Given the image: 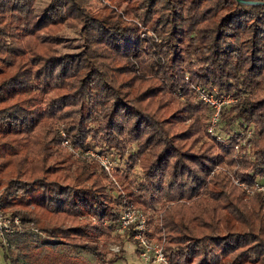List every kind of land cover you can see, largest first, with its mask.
Returning a JSON list of instances; mask_svg holds the SVG:
<instances>
[{"label": "trees", "instance_id": "1", "mask_svg": "<svg viewBox=\"0 0 264 264\" xmlns=\"http://www.w3.org/2000/svg\"><path fill=\"white\" fill-rule=\"evenodd\" d=\"M36 1L0 0V209L22 222L0 231L4 264H130L102 248L131 238L115 231L128 203L151 211L147 233L165 236L169 264H264V192L246 198L229 174L264 180V3L49 0L36 12ZM65 28L95 36L117 84L82 47L64 49ZM189 80L235 96L213 131ZM58 123L119 161V185L88 157L51 160Z\"/></svg>", "mask_w": 264, "mask_h": 264}, {"label": "rangeland", "instance_id": "2", "mask_svg": "<svg viewBox=\"0 0 264 264\" xmlns=\"http://www.w3.org/2000/svg\"><path fill=\"white\" fill-rule=\"evenodd\" d=\"M49 0H37L34 9L36 12L41 11L43 6L48 2ZM88 7L92 11L98 10L102 6V1H96L93 0L89 3H87ZM124 16L126 19H132L137 23L138 29L140 36H142L143 39L151 41V39L156 38V33L152 28H149L150 26L143 23L138 17L134 16L130 11L124 12ZM36 31H39L36 30ZM64 33L66 35V40L64 45V49H72L74 46L82 47L84 51L87 52L88 56L95 62L98 68L101 69L103 76L105 79H107L111 84H117L118 83V78L114 75L112 68L110 65L105 61V59L101 56L98 50V44L96 41L95 36L88 34L87 36L85 35H80L77 31H75L73 28H65ZM9 34L10 35H15L14 30L12 28H9ZM103 37L112 40L114 38V32L110 29L107 28L105 32L103 33ZM35 47L37 48V44H35ZM42 60H40L37 63H33V68L38 67L40 65ZM190 87L191 89L196 93L198 98H200L202 101L206 102L208 105L211 107V114H210V119L211 116L214 113V110L216 109L215 107L218 105V101L214 100L216 99V96H220V109L222 105L230 103L231 101L235 100V96L230 93L229 91L220 89L216 84L212 85H207V83H202L200 81H192L189 80ZM216 90L217 92H220L218 94H214L213 90ZM222 94V96H221ZM210 97V99H213L214 104L210 101V99H207ZM224 100L222 101V99ZM219 109V110H220ZM219 118H220V111H219ZM218 118V120H219ZM210 124V123H209ZM208 130V126H207ZM34 133L31 134V137L33 138ZM50 144L53 146L54 153L53 156L51 157V160H54L57 158L59 154H63L65 152H71L72 155L74 156H82V157H88L89 159L96 160L98 164L100 165V170L102 169L105 171L111 179L119 185V180H118V173L119 171L116 169V165L118 164L117 161H115V157L110 155V152L104 151L101 146H93V145H86V146H75L71 141L68 140L67 138V131L63 125V123H58L54 127L50 128L48 130V135H47ZM67 138L68 142H65L64 139ZM74 166V163H70L68 165L69 168H72ZM225 168L228 170L226 166H220V165H215L214 168ZM229 174H231L232 180L236 183L239 184L242 188L243 185L240 184L239 182H236L235 179H238L239 181H245V183H251L252 181L254 182L255 179L253 180H247V179H242L238 174H236L233 170L229 169ZM257 178L259 175L256 176ZM245 190V189H244ZM246 191V190H245ZM254 192H263L259 190H254L252 192L246 191V198L250 197ZM125 207H131L136 211L137 219L143 218V229H139L136 227L135 222H131L129 226H127L124 230L119 231L116 228V232H131V238L124 237L123 241L120 242L119 240H110L108 239L102 246L103 250L104 249H109L110 251H115V250H121L123 249V252L126 255V260L128 263L132 264H141V259L138 254V239L135 233H137L139 230L141 233L146 236L148 239L152 241H157L161 245H164L165 243V236L163 235H149L147 233L148 229V214L151 212L149 209H145L144 207L140 205H136L134 203H128L125 205ZM0 216L1 219H5V227L3 228V232H8V231H13L14 227H21L22 222L20 219V216L17 213L10 214L8 212H5L0 209ZM1 222L3 220H0ZM3 225V222H2ZM136 236V237H135ZM71 252L74 253H79L82 254L84 257H86L90 262H93L96 256V253L92 248L88 247H80V246H72L69 248ZM68 250V251H69ZM109 253V252H108ZM0 264H4L2 255L0 253Z\"/></svg>", "mask_w": 264, "mask_h": 264}, {"label": "built area", "instance_id": "3", "mask_svg": "<svg viewBox=\"0 0 264 264\" xmlns=\"http://www.w3.org/2000/svg\"><path fill=\"white\" fill-rule=\"evenodd\" d=\"M214 94H218L220 92H217L215 89L213 90ZM222 96V94H221ZM220 96H216V101H218V105L215 107L216 109L214 110L213 115L211 116L210 119V124L208 125V130L213 131L215 129L216 122L218 121L219 118V107H220ZM207 99H210L208 97ZM224 98L222 99V101ZM210 101L214 104L215 101L213 99H210ZM65 142H68L67 138L64 139ZM236 182H239L240 184L243 185L244 189L248 192H252L254 190H259L264 192V180L256 178L255 181L251 183H245V181H239L238 179H235ZM136 211L131 208V207H124L120 216H119V221H118V226L117 230L122 231L124 230L131 222H135L136 227L139 229H143L144 226V221L143 218L137 219ZM3 220V225L2 222L0 221V231H2L3 228H6L4 225L5 224V219ZM137 236V239L139 241L138 243V254L141 259V264H169L166 258V254L163 249V245L158 243L157 241H152L148 239L146 236H144L141 231L139 230L137 233H135ZM135 236V237H136Z\"/></svg>", "mask_w": 264, "mask_h": 264}, {"label": "water", "instance_id": "4", "mask_svg": "<svg viewBox=\"0 0 264 264\" xmlns=\"http://www.w3.org/2000/svg\"><path fill=\"white\" fill-rule=\"evenodd\" d=\"M244 6H249L250 4L264 3V0H237Z\"/></svg>", "mask_w": 264, "mask_h": 264}]
</instances>
